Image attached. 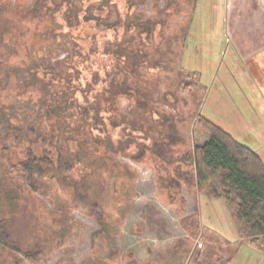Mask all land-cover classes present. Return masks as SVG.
I'll return each instance as SVG.
<instances>
[{"label":"rangeland","instance_id":"374dc122","mask_svg":"<svg viewBox=\"0 0 264 264\" xmlns=\"http://www.w3.org/2000/svg\"><path fill=\"white\" fill-rule=\"evenodd\" d=\"M21 1L29 6L33 2ZM5 2L19 5L18 0ZM137 4L138 12L155 22L157 36L164 30L163 41L173 39L182 25L191 24L182 65L199 71L204 87L183 89L182 82L180 88L189 100L177 105L162 99L163 93L170 91L164 83L148 87L153 92L149 109L151 117L157 118L154 121L159 126L173 123L182 138L181 149L188 155L209 137L196 120V110L218 121L229 119L238 128V135L253 143L255 125L248 127L237 121L239 109L250 106L244 97V84L230 72L235 70L230 46L236 45L239 35L225 31L232 24L230 11H234L238 26L247 18L244 14L245 19L241 17L244 10L236 7L235 0L234 5L233 0H198L195 11L183 0H138ZM104 34L113 38L114 31ZM53 47L51 58L39 62L34 73L23 75L19 66L18 70L4 65L0 68V146L12 143L8 155L0 156V180L7 175L6 184L20 197L14 228L23 249L33 248L37 242L44 248L37 261L23 250L0 246V264H225L234 246L222 238L217 240L206 229V224L212 223L211 205L220 207L221 202H212L181 180L170 188L163 187L159 180L163 170L159 172L152 161L140 163L131 158L139 142L150 146L152 139L131 123L135 109L126 97L120 98L124 116L106 111L109 106L99 93L111 81L105 74L113 66L112 55L88 52L89 56L76 63L80 71L72 74L68 71L77 68L58 63L72 51V45L65 42ZM47 49L45 45L41 52L47 53ZM175 64L180 67L181 61ZM171 76L178 84L182 79L175 71ZM68 77L73 80L69 82ZM192 92L201 96L199 108V100L191 101ZM46 93L47 99L43 98ZM123 138L128 156L117 153ZM28 143L49 151L56 164L54 176L34 194L28 190L32 188L30 180L3 169L8 157L18 161L24 155ZM75 158L80 162L74 163ZM60 159L74 164L73 170H66ZM168 166L175 175V165ZM219 201L229 213L224 200ZM98 203L107 215L103 224L90 211V206ZM4 211L7 217L9 210ZM193 215L198 216V230L186 224L187 217ZM251 254L245 252L246 261L252 260ZM255 260L264 264V252L256 249Z\"/></svg>","mask_w":264,"mask_h":264},{"label":"trees","instance_id":"16d2710c","mask_svg":"<svg viewBox=\"0 0 264 264\" xmlns=\"http://www.w3.org/2000/svg\"><path fill=\"white\" fill-rule=\"evenodd\" d=\"M5 1L0 3V68L3 65L16 70L22 67L19 70H23V75L34 73L39 62L51 58L52 46L54 50L56 45L65 42L72 45V51L67 57L59 59L58 63L69 69L77 68L76 71H68L74 72L72 74L80 71L76 63L84 60L85 55L89 56L88 52L99 50L97 53L100 56L112 55L113 66L105 74L111 76V81L99 93L109 106L106 111H111L117 117L122 115L120 98L126 97L135 109L136 116L131 123L133 126L138 125L145 131V136L152 139L150 146L146 141L139 142L140 147L131 154V158L140 163L152 161L159 172L163 170L159 177L163 187L170 188L172 183L179 184L181 180L191 190L209 199L223 198L240 242L246 240L252 246L264 250V161L260 154L203 115L202 110H196V120L209 137L196 144L191 155H188L181 149L182 138L177 135L176 128L173 123H169L167 116L165 119L168 122H162L160 126L154 121L157 118L154 115L151 117L149 99L153 92L148 87L154 86V83H164L170 89L163 93L162 99L172 105L189 100L180 88L182 82L183 89L191 90L195 85L204 89L200 83V72L182 65L190 23L178 28V34L173 39L163 41L164 30L159 32V36L155 34V22L138 12V0H33L31 6L21 0H18V6ZM183 2L195 11L198 0ZM113 16L116 17L114 22ZM110 29L114 31L113 38L105 37L104 34ZM88 42L90 45L86 47ZM163 44L165 49L161 50ZM45 45L47 53L41 52ZM82 46L88 51H84ZM176 61H181L180 67L175 64ZM174 71L182 78L179 84L172 80ZM5 77L11 80L9 75ZM68 80L71 82L73 79L68 77ZM196 95L192 92L191 101L195 103L199 100V108L201 96ZM46 97L47 93L43 98ZM152 118L155 124L150 122ZM57 137L59 139V133ZM125 139H120L117 153L128 156ZM10 144L0 146V156L8 155ZM8 158V165H4L3 169L9 168L14 175L30 180L32 188L28 190L31 194L42 189L47 179L54 176L56 164L53 156L49 151L39 150L29 143L18 161ZM60 160L66 170H73L74 164ZM79 160L75 158L74 163ZM169 163L175 165V175L171 174ZM6 178L7 175H3L0 180V246L11 251L23 250L28 256L40 261L43 245L37 242L33 248L23 249L22 241L17 237L14 223L18 219L16 214L20 208V197L16 195L17 191L8 187ZM20 186L23 185L20 183ZM90 207L92 215L103 224L107 215L101 205L98 203ZM4 210H9L7 217ZM186 224L198 230V216L187 217ZM206 229L217 240L221 239L214 229L209 226ZM224 242L228 245L227 241ZM235 251L236 248H233L225 264L230 263ZM130 259H133L132 256ZM210 260H213V255Z\"/></svg>","mask_w":264,"mask_h":264},{"label":"crops","instance_id":"0c3cea01","mask_svg":"<svg viewBox=\"0 0 264 264\" xmlns=\"http://www.w3.org/2000/svg\"><path fill=\"white\" fill-rule=\"evenodd\" d=\"M235 2L238 4L236 7L244 10L241 12V17L245 19L242 16L244 14L247 18L239 22L238 26L236 23L235 26L234 11H230L232 24L225 28V31L232 36L239 35L235 37L236 45L230 46L231 63L235 67V70L230 72L244 84L243 92L246 95L244 97L250 106L239 109L240 117L237 121L248 127L255 125L256 135L253 137V143L246 142L240 137L238 128L229 119L218 121L216 118L206 117L220 125L238 141L254 149L264 161V0H235ZM254 23L256 25H251ZM220 199L223 198L210 199L212 202H221L222 206L211 205L209 217L212 223L206 225L218 232L221 238L227 241L228 246L236 248L229 264H256V249L259 252L264 250L252 246L246 240L240 242L234 222L231 216L229 217L230 213L225 211ZM246 251L252 253V260H245Z\"/></svg>","mask_w":264,"mask_h":264}]
</instances>
